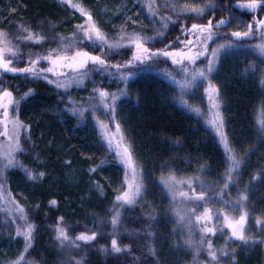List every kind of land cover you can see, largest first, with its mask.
<instances>
[{"label": "trees", "instance_id": "16d2710c", "mask_svg": "<svg viewBox=\"0 0 264 264\" xmlns=\"http://www.w3.org/2000/svg\"><path fill=\"white\" fill-rule=\"evenodd\" d=\"M15 11L6 13L0 21V30L9 33V38L15 42L18 26L21 24L34 25L36 30L42 31L47 40L42 45L21 44L22 51L27 54L29 49L35 55L48 48H54L58 36L70 38L73 35L80 17L59 5L56 0H8ZM90 12L99 0H79ZM134 2V0H131ZM141 5L147 15L148 25L130 28L129 33L141 32L146 37L154 36L155 30L151 21L147 4L150 0H135ZM246 0H231L232 25L221 32V35H231L233 30H246L248 23L264 19V12L259 9L247 13L236 8L237 4ZM172 0H156L161 6L162 14H169L165 5ZM219 9L223 0H215ZM93 13V12H92ZM227 13L216 12L217 18ZM211 16L209 13L202 22ZM173 19H176L173 16ZM184 23L183 20L178 21ZM101 27V25H99ZM102 28V27H101ZM110 33L109 30H106ZM119 33V32H118ZM179 34L173 25L169 26L166 37L168 41H175ZM158 39H164L159 37ZM264 42V30H254L249 36L242 38L240 51L224 59L231 70L232 80L224 83L216 82L221 90L222 111L225 118V130L230 144L237 153L246 160L242 166L238 183L231 185L226 191L230 201L234 202L238 193L247 189L248 200L244 209L248 212L246 235L252 237L254 243L242 244L240 241L228 240L229 231L221 221L213 219L217 228L215 236H211L214 247H227L237 253V264H264V228L256 224L257 218L264 219V181H253L259 168H264V150L257 128V120L262 103H264V86L259 83V72L264 69V56L256 51V45ZM162 43H155V48H163ZM214 45H210L212 47ZM97 51L98 50H95ZM127 50H125L126 52ZM127 58L116 56L111 63L123 62ZM163 59V58H162ZM26 58L19 63L25 66ZM171 61L154 65L157 69H166ZM254 65L247 72L244 67ZM216 75V74H215ZM0 81L13 92L14 96L23 95L32 89V97L21 103L18 109L19 119L25 125L31 126V132L22 133L21 140H27L24 153H17V159L27 167L36 169V156L43 163L46 176L43 180L30 181L20 168H10L5 173V184L11 196L21 204L28 214L29 222L35 225L32 246L24 254L23 264H62L68 260L69 254L81 259L82 264H152V257L144 250V238L137 235L146 224L154 223L151 231L154 233L157 255L161 258L159 264H205L209 259L207 253L194 259L195 253L186 248H178L175 241L181 237L174 233L178 226L171 222V197L160 184L161 175L169 172L177 179H184L199 175L200 165L206 170V175L200 179L206 185L219 187V181L224 175L225 153L215 130L206 123L210 119L209 102L203 88L189 92L190 105L198 106L203 117L197 115L190 108L183 106L177 97L179 89L170 80L164 78L160 71L144 73L129 82L128 97L118 101L117 121L121 123L122 131L135 146L139 163L144 168V183L147 189L145 200L124 214V229L121 234L123 244H131L132 252L119 255L102 250L110 247V225L108 224L109 209L118 188L124 180L123 165L114 159V152L107 150V144L102 139L100 129L90 115L81 121L70 114H62L59 109L65 106L70 95L73 100L87 101L94 86H100L116 92L124 87L123 82L108 77L99 71L90 72L84 81L85 93L75 95L71 90L67 93L56 89L55 85L46 80L25 78L22 74L0 73ZM20 84V85H17ZM18 87V90L14 88ZM61 96L64 100H61ZM187 98V97H186ZM101 111H103L101 109ZM100 115V113H97ZM108 123V118L101 116ZM109 127L114 131L115 124ZM177 141L179 143H177ZM247 153V155H245ZM71 160V167L64 162ZM104 164H101V161ZM100 165L96 173L90 174L91 166ZM41 170V169H38ZM93 181H99L104 192L96 189ZM199 190V185H194ZM188 191L187 186L183 187ZM208 195H214L209 192ZM55 199L58 204L51 206L49 201ZM250 201L261 205L259 211ZM203 203V202H201ZM212 206V205H208ZM230 206V205H229ZM216 209L222 207L214 205ZM154 209L157 216L155 222L147 220V213ZM201 207L198 210L202 212ZM239 209L229 214L235 216ZM168 215H165V213ZM64 217L63 224L69 229V235L75 236L80 232L96 231L100 233L97 241L83 245L80 249L62 251L55 240L54 226L58 217ZM23 226V221H16L4 213L0 206V264H10L24 251L25 241L22 236H16V226ZM186 232V230H185ZM199 233H196L198 239ZM227 242V243H226ZM136 257H140L139 260ZM229 257L222 258L228 260Z\"/></svg>", "mask_w": 264, "mask_h": 264}, {"label": "snow or ice", "instance_id": "6c2138e0", "mask_svg": "<svg viewBox=\"0 0 264 264\" xmlns=\"http://www.w3.org/2000/svg\"><path fill=\"white\" fill-rule=\"evenodd\" d=\"M62 2L79 12L81 17L85 18L84 23L76 26V31L70 38L60 37V43L56 48H48L35 55L30 49L25 54L21 49V44L26 47L44 44L47 37L42 31L36 30V26L19 25L15 42L9 38V33L0 30V70L5 73H19L25 78L46 80L47 83L55 85L56 89H63L65 93L73 84L77 87L83 85L90 72L93 71L106 73L109 78L123 82L124 87L116 92L94 86L86 102L73 100L69 95L65 106L59 109L62 114H70L81 121L90 115L100 129L102 139L107 144V150L113 151L114 159L123 165L124 180L118 188L114 189L116 195L109 209L110 247H102V250L115 255L132 252L131 244L121 242V234L125 230L124 214L138 204H142L147 192L144 183V168L139 163L134 143L128 139L122 131L121 123L117 121L118 101L128 97L130 81L144 73L160 71L164 78L170 80L179 89L176 99L183 106L190 108L202 117L201 108L189 104L191 96L188 94L197 88H203L209 102L211 117L206 120V123L215 130L225 153L224 175L219 181V187L214 188L213 185H206L200 179V176L207 174L202 165L199 166V175L184 179H177L171 172L167 176L161 175L160 184L167 189V193L171 197V216L174 217L171 222L176 224L179 229V231L177 229L173 231L181 237L174 243L178 248H186L194 252V259L201 252L206 251L209 259L205 264H237L235 250L230 251L227 247L217 249L211 239V236H215L217 232V228L213 225L215 217V220H222L223 225L229 229L228 240L240 241L242 244L254 243L252 237L246 235L245 225L248 212L244 209V205L248 200L247 189L238 193L234 202L230 201L226 191L231 185L238 183V177L246 160L229 142L222 111L221 90L214 80L221 62L240 51L239 41L249 36L254 30H264V19L255 20L253 18L255 22L248 23L246 30H233L230 36L221 35V32L232 25L231 0H223L219 9L215 0H172L170 5L164 6L167 7L169 14H162L161 6L156 5V0H150L147 7L151 16L150 22L155 30L154 36L146 37L136 31L129 33L126 29H121L119 33L109 36L96 23L93 13L88 11L83 4L74 3L73 0H62ZM239 7L246 8L251 12H256L258 9L264 12V0H246ZM217 11L228 15H221L217 18ZM209 13L211 16L206 22H202ZM173 16L176 19H173ZM180 20H183L184 23H179ZM170 25L179 31L175 41H168L166 37ZM159 37H164V39H158ZM155 43H162L164 46L155 48ZM210 45L214 46L210 47ZM125 50L127 51L125 52ZM255 50L264 56V42L256 45ZM118 55H126L127 58L123 62L111 63V60ZM201 57H204L203 67H196ZM25 58L27 60L25 66H17ZM169 60L171 65L166 69L154 67V65L167 63ZM42 61L47 62L46 67L42 66ZM249 68L255 71L254 65L245 66L244 71L247 72ZM64 69H69L72 74L69 75ZM49 74L57 79H51ZM259 76V83L264 86V69L259 72ZM32 92V89H28L18 100L14 97L13 92L4 86L3 81H0V127L3 129L0 131V136H3L7 141L6 144H0V203L7 202L8 206L5 210L13 216V223H16L17 219L23 221V226L16 228V236H22L25 241L24 251L10 264H23L24 254L32 246L35 225L29 222L24 207L11 197L10 192H6L2 182L4 173L10 168H20L28 180L33 182L43 180L46 176V172L42 170L43 163L40 162L38 155L35 158L36 169L27 167L17 159V153H24L27 140L31 139L28 135L25 141L21 140L22 133L30 134L31 126L25 125L19 119V103ZM61 100H64L63 96H61ZM13 105H15L14 114L10 116L9 109ZM101 116L107 117L108 123L101 119ZM111 123L115 124L114 131L109 127ZM257 124L259 125L257 128L259 139L261 143H264V103L261 105ZM177 143L179 142L177 141ZM64 163L69 167L72 165L71 160H66ZM101 164H104L103 160ZM98 168L100 165H94L88 171L90 174L96 173ZM252 180L264 181V168H259ZM93 183L96 189L103 194L104 189L99 181H93ZM197 184L199 190L194 187ZM184 186H187L188 191L183 190ZM209 192H213L214 195H208ZM49 204L56 206L58 202L52 199ZM216 204H220L222 207L216 209L214 207ZM201 207L203 211L198 213ZM235 209L240 210L241 214L238 218L229 214ZM153 213L154 209H150L147 213V220L150 222L157 220V216ZM165 215L168 213L166 212ZM63 221L64 217H58L54 226L55 240L62 251L68 250L70 253L73 249H80L82 244L88 245L97 241V237L100 235V233L92 231L90 233L80 232L74 237L70 236L69 229L64 226ZM256 224L264 228V219L258 217ZM153 227L154 223H148L136 234L143 236L144 250L153 258L152 264H159L161 258L157 255L154 233L151 231ZM197 232L199 233L198 239L196 238ZM224 257L230 259L222 262ZM136 259L139 260L140 257H136ZM27 264H32V261H28ZM62 264H82V260L69 254L68 260L63 261Z\"/></svg>", "mask_w": 264, "mask_h": 264}, {"label": "rangeland", "instance_id": "374dc122", "mask_svg": "<svg viewBox=\"0 0 264 264\" xmlns=\"http://www.w3.org/2000/svg\"><path fill=\"white\" fill-rule=\"evenodd\" d=\"M56 1L58 2L59 5L63 6V8H68L69 10L74 12L76 14V16L78 15L80 17V22L78 24L84 23L85 18L81 17L79 12H76L75 9H73L70 6H68L67 4L63 3L62 0H56ZM73 2L74 3H80L79 0H73ZM239 5L240 4H237L236 8H238L242 11H245L247 13H253L246 8L239 7ZM16 8H17V6H14L13 4H11L10 1L0 0V21L2 20L3 16L6 13L11 12V11H15ZM91 11L93 12V16H94L96 23L98 25H101L102 29L106 33H107L106 30H109V32H110V33H108L109 36L115 35L116 33L120 32L121 29H126V30L130 31L131 30L130 28H138L140 26H144V25L147 26L148 25V18H147V15H146L144 8L141 5L137 4V2L135 0H134V2L131 0H99L91 8ZM74 31H76V29ZM58 38H59V40L57 41L54 48H56L58 46V44L60 43V36H58ZM203 61H204V57H201L200 61L197 62L196 67H203ZM17 66H19V64H17ZM42 66L46 67L47 62L42 61ZM64 71L66 73H68L69 75L72 74L69 69H64ZM1 72H3V71L0 70V73ZM232 76L233 75L231 74V70H230L229 66L226 65V62L222 61L220 66H219V71L215 75L216 81L219 83H224L229 79L232 80ZM49 77L51 79H57V77H53V76H51V74H49ZM17 85H20V84H17ZM84 85L85 84L83 83V85L77 87L75 84H73L68 90H71L75 95L81 96V95H83V93H85L86 88ZM14 89L18 90L19 88L15 87ZM59 91L64 92L63 89H59ZM21 96H23V95H19V97L18 96L17 97L14 96V97L19 100ZM32 96L33 95H29L28 97H32ZM28 97L26 99H28ZM26 99L20 100L19 106ZM13 109H15V105H13L12 108L9 109L10 116H12L14 114ZM2 130H3L2 127H0V131H2ZM6 143H7V141L5 140V138L3 136H0V144H6ZM263 156H264V150L261 151L260 158L262 159ZM8 170H6V172ZM5 173H4V177H3L2 182L5 186L6 192H9L7 190V186L5 184ZM250 204L253 207H255L257 211H259L261 205H258L256 203H254L253 201H250ZM0 206H1L2 210L4 211V213H6L7 216H9L13 219V216L10 215L5 210L8 206L7 202L0 203ZM240 214L241 213L239 210L236 212L235 217L238 218ZM231 216H233V215H231ZM18 220L19 219H17L16 221H18ZM221 225L227 231H229V229H227V227L223 225L222 220H221ZM20 226H22L21 223H20ZM245 227H246V225H245ZM16 228H17V226H16Z\"/></svg>", "mask_w": 264, "mask_h": 264}]
</instances>
